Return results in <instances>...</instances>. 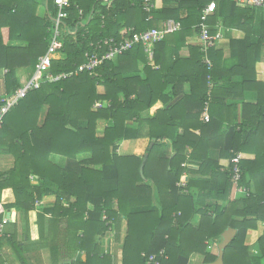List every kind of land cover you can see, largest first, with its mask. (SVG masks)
<instances>
[{
	"label": "trees",
	"instance_id": "1",
	"mask_svg": "<svg viewBox=\"0 0 264 264\" xmlns=\"http://www.w3.org/2000/svg\"><path fill=\"white\" fill-rule=\"evenodd\" d=\"M46 1L47 12L40 17L38 0H0V71H6L0 98L19 87L17 70L33 72L47 50L56 8L54 0ZM69 1L62 21L61 58L51 62L49 73L71 75L43 83L2 118L0 156H10L13 166L0 172V223L11 209L16 221L12 233L4 232L9 221L0 234V264H15L1 253L5 245L18 264H44L45 250L49 264H113L112 256L101 251L102 238L112 232L114 241L122 244L121 264H190L195 255L201 264H211L217 254L209 245L216 239L220 243L227 228L237 233L224 250L223 264H264V82L256 81L254 68L264 61V40L247 30L249 12L255 8L218 0L207 21L212 36L219 26L243 31L257 53L251 59L252 78H244V85L255 87V97L243 103L238 122L232 106L219 95L230 87H219L221 53L215 46L208 52L210 71L202 63L200 47H192L196 53L192 72L176 79L181 61L167 71L160 65L159 87L149 81L155 74L141 45L101 64L97 77L78 71L90 44L105 38L121 40L127 29L139 33L172 20L179 24L178 32L154 48L168 50L169 38L181 37L184 43L198 34L201 10L209 0H155L150 15L132 5L135 0ZM116 60L119 64L113 63ZM135 61L145 64L144 78L127 76L133 70L127 66ZM208 76L212 89L209 120L204 123L200 115ZM185 81L190 84L188 95L177 88ZM170 85L171 95L166 93ZM95 102L108 105L95 109ZM158 103L160 108L151 112ZM139 139L147 140L143 155L117 153L119 143ZM167 142L171 154L162 157ZM213 151L216 157L210 155ZM239 153L254 159L240 161V185L249 193L234 198L230 161ZM51 155L64 157L65 166L53 164ZM80 155L88 157L81 160ZM144 155L143 179L139 168ZM220 160L229 161L226 169ZM183 176L187 179L180 184ZM6 189L12 191L13 203H1ZM46 198L53 204L37 214L40 236L32 241L29 215ZM59 223L63 226L57 228ZM258 223L263 232L249 245L247 234L256 231ZM61 246L68 262L60 260ZM160 251L163 256H158ZM82 253L84 261L77 258ZM151 255L158 258L148 263Z\"/></svg>",
	"mask_w": 264,
	"mask_h": 264
},
{
	"label": "crops",
	"instance_id": "2",
	"mask_svg": "<svg viewBox=\"0 0 264 264\" xmlns=\"http://www.w3.org/2000/svg\"><path fill=\"white\" fill-rule=\"evenodd\" d=\"M39 7L37 9L38 16L42 17L47 12V1L46 0H38ZM172 21V20H168ZM164 23V22H163ZM163 23H160L156 29H162ZM179 30V29H178ZM178 30L176 32H178ZM172 32L167 34L166 36L172 35ZM5 33V32H4ZM165 36V37H166ZM215 36H217V39L215 41V51H218L221 53V61H219L220 67H218L216 78H218L219 81V87L221 86H228V90L221 91L219 95L226 101L227 104H230L232 106V111L237 114L238 122L241 121V113L243 109V103L247 102H253L252 100L255 97V93L253 88H255L252 85L246 86L244 85V78L245 79H251L253 76L252 68V58L257 54H254V52L251 50V48L248 46L247 41L245 40V33L238 29H225L222 27H218ZM165 39V38H164ZM168 43V50L165 49H156L153 47L152 54L150 57L146 56L145 60H147L148 67L150 70L155 74L154 76L149 77V81L153 83V85L159 87L161 83L160 77L156 75L158 71H160V65L167 71L171 67L174 66V64L177 61H181L180 67L178 69V72L173 76V79H181L183 75L187 77L189 73L192 72V60L196 58V53H193L190 51V48L192 47H198L199 46V36L198 34L193 33L190 37H187L186 40H184V43L181 39V37L178 38H169L167 41ZM183 43V44H182ZM15 46H18V44H15ZM61 56L57 55L55 59H60ZM216 60V59H215ZM129 64L128 68H133L129 75H135V76H142L143 78L146 76L145 73H143V68L145 66L142 62L135 61ZM114 64H119V61L116 60L113 62ZM218 63V60H217ZM255 71H256V81L258 82H264V61L262 62H256L254 65ZM242 71V72H241ZM6 71H0V96L3 94V75ZM182 73V74H181ZM31 75V72L25 69L17 70L16 76L19 81V85L21 80H25L29 78ZM185 78V77H184ZM151 83V84H152ZM232 87V88H231ZM173 86H168L167 94L171 95V89ZM178 90L183 95H188L190 91V84L189 82L185 81L181 86L179 85ZM105 105H108V102H101ZM160 108V104L158 103L156 106H154L151 110V112H154L155 110ZM220 113V112H219ZM221 115V113H220ZM196 133H198L196 131ZM147 145L146 139H139L137 141H128V142H121L118 144V151L117 153L119 155H131L134 154L136 156H141L144 153L145 147ZM171 154V148L170 144L167 142L166 146L162 148L160 156L166 157ZM212 157H216L217 152L213 151L210 154ZM241 156V160L251 161L254 159V156L251 154H244L239 153ZM87 155H80L78 158L85 159L87 158ZM50 161L57 165L60 168H63L65 166L66 160L64 157L57 156V155H51ZM220 165L223 169H226L228 167V160H220ZM13 166V159L10 156H0V172L7 171ZM185 176V181H186ZM14 202V196L10 189H6L2 192L1 195V203L7 204V203H13ZM53 204L52 198H46L44 199L40 204L37 205L36 210L31 212L29 215V236L32 241H37L39 239V228L37 225V214L40 213L43 209L50 207ZM63 207L68 206V202H62ZM3 217H10V223L7 224L4 227V232L6 233H12L13 227L12 223L16 221V212L14 209H11L5 214ZM198 222V219H197ZM63 226V223H59L57 228H60ZM17 236L20 238V234L23 233V229L19 226L17 228ZM263 232V224L258 223L257 224V230L248 232L247 234V244L252 245L254 244L255 240L262 234ZM218 240H214L210 245L209 249L212 250L213 253H218L217 245ZM64 246H61L60 248V260L63 262L67 259L64 256L65 250ZM101 251L105 254H110L113 259V264H121L122 261V244L120 242L114 241V233H108L104 238L101 240ZM1 253L6 254L10 259L15 261V264H18V262L15 259V256L13 255L11 249L5 245L1 248ZM41 255L44 260V264H49V255L48 252L42 251ZM79 260L84 261L85 260V254L82 253L78 255ZM199 260V262H198ZM196 261V262H194ZM190 264H201V259L199 256H192L190 260Z\"/></svg>",
	"mask_w": 264,
	"mask_h": 264
},
{
	"label": "built area",
	"instance_id": "3",
	"mask_svg": "<svg viewBox=\"0 0 264 264\" xmlns=\"http://www.w3.org/2000/svg\"><path fill=\"white\" fill-rule=\"evenodd\" d=\"M107 1V0H106ZM178 1V0H173ZM218 0H209L201 10V15L198 23V36H199V47L203 56L202 63L208 71L212 68L211 60L208 56V52L211 48L215 46V41L217 36L210 35L209 27L207 21L209 16L216 9V2ZM236 4L242 7H253L264 9V0H232ZM56 14L52 19L51 26L49 27V39L48 47L46 52L41 55L33 72L29 78L21 80L19 87L10 96H5L0 98V102L3 106L0 108V127L2 124L3 116L14 106L18 104L29 92L37 90L41 87L43 83L56 82L60 79L69 77L71 74L62 73L58 76H53L49 73L51 62L55 60L57 55H60L62 49V42L60 40L62 31V21L67 17L66 10L70 7L69 0H54ZM132 5H137L141 10L150 15L155 9V0H135ZM81 15V12H79ZM150 19V17H148ZM78 27V26H76ZM179 24L174 21H166L163 23L162 29H149L143 32L135 33L132 29H127L125 37L121 40H116L114 38H105L94 44H90L91 50L85 53V62L79 68L78 71H86L89 75L97 77L96 69L105 62H110L115 60L118 56L130 51L135 46L141 45L144 53L150 57L152 49L155 44L161 42L164 37L172 32L179 29ZM70 34H74L75 31H69ZM123 33V34H124ZM208 80V91L207 99L204 102V109L200 115L202 122H207L209 120V99L212 89V82L210 76L207 77ZM103 103L95 102L94 108L100 109L103 107ZM241 161V156L237 154L231 161L230 169V179L234 185V198L247 195L249 190L240 185L241 181V170L239 163ZM185 177H181L180 184H184ZM10 221V217H3L0 223V234L2 233L3 227ZM164 252L160 251L158 256H163ZM144 256V255H142ZM157 255H151L148 257V263L155 262L158 258Z\"/></svg>",
	"mask_w": 264,
	"mask_h": 264
},
{
	"label": "water",
	"instance_id": "4",
	"mask_svg": "<svg viewBox=\"0 0 264 264\" xmlns=\"http://www.w3.org/2000/svg\"><path fill=\"white\" fill-rule=\"evenodd\" d=\"M151 147V145L149 146V148ZM147 159V155H144L143 159H142V163L140 165L139 168V173L141 178L144 179L143 176V168H144V164L146 162ZM237 231L233 228H227L220 236V243L217 245V259L211 263V264H223V253L225 248L233 241V239L236 236Z\"/></svg>",
	"mask_w": 264,
	"mask_h": 264
},
{
	"label": "rangeland",
	"instance_id": "5",
	"mask_svg": "<svg viewBox=\"0 0 264 264\" xmlns=\"http://www.w3.org/2000/svg\"><path fill=\"white\" fill-rule=\"evenodd\" d=\"M249 14L252 18L249 22H247L248 33L252 32V34H256L258 37L264 40V9L255 8L250 10Z\"/></svg>",
	"mask_w": 264,
	"mask_h": 264
}]
</instances>
